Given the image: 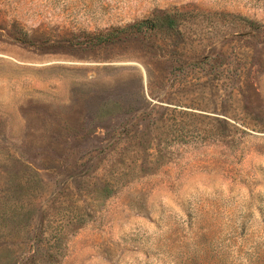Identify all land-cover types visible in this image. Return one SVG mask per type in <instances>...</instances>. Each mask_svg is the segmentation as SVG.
I'll list each match as a JSON object with an SVG mask.
<instances>
[{
	"label": "rangeland",
	"instance_id": "374dc122",
	"mask_svg": "<svg viewBox=\"0 0 264 264\" xmlns=\"http://www.w3.org/2000/svg\"><path fill=\"white\" fill-rule=\"evenodd\" d=\"M0 264H264V0H0Z\"/></svg>",
	"mask_w": 264,
	"mask_h": 264
},
{
	"label": "trees",
	"instance_id": "16d2710c",
	"mask_svg": "<svg viewBox=\"0 0 264 264\" xmlns=\"http://www.w3.org/2000/svg\"><path fill=\"white\" fill-rule=\"evenodd\" d=\"M172 20L169 17L163 16V17H154L150 20H142L138 23L132 24L131 26L127 27L126 29H123L119 32H143V31H156L162 26L170 27L172 24ZM109 35H104L98 38L99 43L106 42L108 40Z\"/></svg>",
	"mask_w": 264,
	"mask_h": 264
}]
</instances>
